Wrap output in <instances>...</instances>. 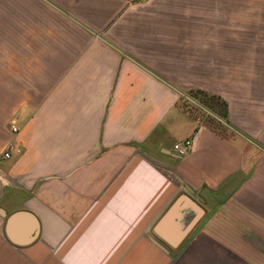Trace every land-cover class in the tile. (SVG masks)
I'll list each match as a JSON object with an SVG mask.
<instances>
[{"label": "crops", "instance_id": "crops-1", "mask_svg": "<svg viewBox=\"0 0 264 264\" xmlns=\"http://www.w3.org/2000/svg\"><path fill=\"white\" fill-rule=\"evenodd\" d=\"M9 144L0 264H264V0H0Z\"/></svg>", "mask_w": 264, "mask_h": 264}, {"label": "water", "instance_id": "water-1", "mask_svg": "<svg viewBox=\"0 0 264 264\" xmlns=\"http://www.w3.org/2000/svg\"><path fill=\"white\" fill-rule=\"evenodd\" d=\"M178 205V202L173 203V205L168 209V211L162 216V218L158 221V223L155 225V230L159 236H162L165 240L171 242L172 244H177L178 241H180L181 236L175 240H171L169 238L168 233L164 230V225L166 221L170 218L174 210L176 209ZM18 215L17 214H12L7 218L6 221V233L8 237L12 240H16V237L21 233V225L18 224Z\"/></svg>", "mask_w": 264, "mask_h": 264}, {"label": "rangeland", "instance_id": "rangeland-1", "mask_svg": "<svg viewBox=\"0 0 264 264\" xmlns=\"http://www.w3.org/2000/svg\"><path fill=\"white\" fill-rule=\"evenodd\" d=\"M184 108L190 112V114L203 119L209 125L218 126V122L213 117L218 112L213 108L209 99L198 96L197 94L192 95L191 101L184 99ZM221 115V114H219Z\"/></svg>", "mask_w": 264, "mask_h": 264}, {"label": "built area", "instance_id": "built-area-1", "mask_svg": "<svg viewBox=\"0 0 264 264\" xmlns=\"http://www.w3.org/2000/svg\"><path fill=\"white\" fill-rule=\"evenodd\" d=\"M127 1L133 2V1H137V0H127ZM191 97L192 96H185L184 98L191 101ZM12 131L14 133H16L18 131V128L16 126H13ZM12 148H13L12 144H9L6 147V149L0 154V162L10 158ZM191 148H192V139L191 138H187V139L178 141L173 145V150L179 157L186 156L190 152Z\"/></svg>", "mask_w": 264, "mask_h": 264}, {"label": "trees", "instance_id": "trees-1", "mask_svg": "<svg viewBox=\"0 0 264 264\" xmlns=\"http://www.w3.org/2000/svg\"><path fill=\"white\" fill-rule=\"evenodd\" d=\"M201 96L209 99L213 108L218 112V114H221L220 116L222 117L227 116V104L219 96L208 95V94H201Z\"/></svg>", "mask_w": 264, "mask_h": 264}]
</instances>
